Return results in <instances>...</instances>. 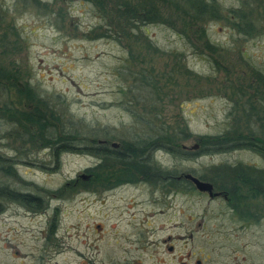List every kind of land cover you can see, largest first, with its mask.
Instances as JSON below:
<instances>
[{"label":"rangeland","instance_id":"374dc122","mask_svg":"<svg viewBox=\"0 0 264 264\" xmlns=\"http://www.w3.org/2000/svg\"><path fill=\"white\" fill-rule=\"evenodd\" d=\"M47 2L50 11L0 0V68L18 76L16 85L28 81L55 109L58 119L49 127L57 130L53 134L75 133L82 137L80 146L98 138L145 135L149 130L137 117L141 113L155 126L164 118L172 126H185L190 134L178 141L192 150L199 147V136L227 130L240 129L247 136L253 129L264 138V78L252 72L254 67L264 72V0H215L224 14L229 8L252 7L249 15L257 35L244 36L225 19H217L192 24L189 37L177 31L184 25L176 21L148 24L146 36L121 40L94 37L93 29L102 20L90 3ZM207 37L219 48L205 46ZM128 46L135 57L129 56ZM139 68L143 77L151 70L153 79L147 80H157L159 93L150 94L149 84L135 79ZM133 70L137 74L130 75ZM8 86L0 85L5 90L0 96L18 114L29 106L26 92ZM148 102L158 106L157 115L145 113ZM247 102L253 109L246 115ZM14 127V121L0 115V153L17 172L11 186L44 196L46 202L22 204L0 196V264H174L199 254L204 259L209 228L223 227L221 197L197 190L164 195V188L152 192L150 184L133 182L113 189L108 171L114 161L100 167L101 157L75 148L58 158L48 148L37 152L42 141L38 133L32 140L13 138ZM25 139L28 146L21 145ZM153 161L161 168L194 169L206 176H211L208 169L226 163L264 167L262 154L250 148L185 159L160 150ZM7 175L0 170V186L9 183ZM80 180L89 183L83 187ZM263 200L257 202L262 213ZM257 231L233 243L253 238L250 260L264 264V217ZM212 238L215 247L227 243L219 230ZM168 244L174 245L173 252ZM217 253L214 258L219 260Z\"/></svg>","mask_w":264,"mask_h":264},{"label":"trees","instance_id":"16d2710c","mask_svg":"<svg viewBox=\"0 0 264 264\" xmlns=\"http://www.w3.org/2000/svg\"><path fill=\"white\" fill-rule=\"evenodd\" d=\"M21 3L23 7L28 5L35 6L38 9H43L44 11H50V7L48 5L47 0H17ZM80 2L90 3L92 7L96 10V13L101 18L102 22L97 26V28L93 29L95 32L94 37H109L115 38L117 40H121L125 37H144L148 34L147 25L151 23H159L166 22L168 24L175 23L176 21L181 22L184 26H177L176 29L182 35L189 37V28L192 27V24H198V22H204L207 20H217V19H225L228 21L232 27H234L239 33L244 34V36H252L257 35L253 18L249 15L252 10V7H249L248 10H242V8H229L227 10L228 14H224L222 9H219L215 0H79ZM247 5H250L248 1ZM62 19L61 12H58ZM230 14H233L231 18ZM64 15V14H63ZM173 26L172 27H176ZM188 27V30L186 28ZM97 33V34H96ZM202 36V35H201ZM194 40V39H193ZM191 41V39H190ZM205 46L210 47L212 49L219 48L216 43L209 40L204 42ZM148 45H151V42L148 41ZM195 45V40H194ZM129 56H134L131 53V47L128 46ZM135 57V56H134ZM133 59V57H132ZM142 69L139 68L135 79H139L140 81L143 79L147 84L151 87L149 89L150 94H157L161 90V86L156 84L152 80H147V77L150 79L152 77L151 70H147L146 76H142ZM187 72H191L189 69H185ZM19 72V70H18ZM258 78H264V72L261 69H256L254 67L252 71ZM17 75L10 73L6 69L0 68V85H9L8 87L14 88L15 91L19 93H25L27 95V99L29 102V106L19 111L18 114L16 111L10 107L8 101H4L3 96H0L2 107L0 106V115H3L9 121H14L17 127L12 128L10 133L15 135L13 138H29L32 140L35 133L41 137L42 141L37 143V152L39 149L48 148L52 155L56 158L61 154V152L65 151L69 148H75L79 150H86L91 153H94L102 158V162L100 167L110 166L109 162L117 161L121 163L127 164H135L141 165V163H154L153 156L151 151L152 149H148L150 152L147 154V158H141L142 151L150 146V144L154 141H160L159 148L160 150H165L168 153L174 155L177 159H185L192 158L201 153H213V152H223V151H231L239 148H250L253 151L262 154L264 157V138L260 135H257L253 129H249V131L243 134V130L233 129L227 130L220 134H205L201 135L197 138L199 141V147L197 149H189L183 147L182 144L178 141L181 137H186L189 135V131L184 130L185 126H181L180 123H177V126H172L169 124L166 118L161 121V126L152 125L150 120L146 119L142 116V114H138L137 117L144 120V124L149 130L147 133L146 139L143 136L135 133L131 138H122L124 139V152L112 150L108 148L107 145L97 144V141H92L90 143H85L84 146H80L78 140L80 137H77L75 133L69 132L68 135H64L68 132H63V130H51L49 127L56 125V123H52L55 119H58V116L55 114V109L51 106H48L47 102L38 95L37 90L34 89L28 81L21 82L23 85L20 87L14 83V80H17ZM262 80V79H259ZM16 85V86H15ZM158 85V89L156 86ZM1 88V87H0ZM6 91L10 90L5 88ZM4 89H0V94ZM239 90V89H238ZM5 91V90H4ZM241 91V90H240ZM248 109H246V115L250 114L253 109L252 103H248ZM158 106L152 105V103L143 106L145 113L151 115H157ZM249 109L251 110L249 112ZM149 117V116H148ZM248 117V116H247ZM239 128V126H238ZM35 129L37 131H35ZM181 129V130H180ZM25 131V132H21ZM34 132V133H31ZM58 134V136H57ZM181 134V136H180ZM108 140L112 139L111 137H106ZM26 140V139H25ZM22 142L21 145L28 146V140ZM13 162L9 161V157L7 155H3L0 153V170L4 169L5 174L11 175L8 176V182L6 185L0 186V196L6 195L10 199H17L22 204H30L36 203L38 206H43L42 201H34L29 198V195L24 194L23 192H12L14 187L11 186L13 183L14 176L17 174L15 168H13ZM244 164V163H237ZM226 164H220L217 168H210L211 176L207 178L212 180L216 186V188H224L226 180H243L248 181L252 180V177L248 175H230L232 172H237L232 169L235 168H225ZM110 171H108L109 174ZM165 172H168L167 170ZM104 173H107L104 171ZM92 175V174H91ZM109 177V175H108ZM91 178V176H90ZM89 178V179H90ZM81 182L83 187L87 185L89 182L78 181ZM5 186V190H2V187ZM251 188H255V190L260 191L264 197V190L262 188L255 187L250 185ZM263 186V184H261ZM166 184H164V191ZM13 188V189H12ZM10 189V190H9ZM177 192L179 190H194V186L191 181L184 178L183 176L180 179V185L176 187Z\"/></svg>","mask_w":264,"mask_h":264},{"label":"flooded vegetation","instance_id":"af4514ba","mask_svg":"<svg viewBox=\"0 0 264 264\" xmlns=\"http://www.w3.org/2000/svg\"><path fill=\"white\" fill-rule=\"evenodd\" d=\"M146 136H143L146 139ZM116 142L115 145L112 142ZM124 142L125 140L122 138L108 140L106 138H98L97 144L107 145L108 148L112 150L124 152ZM160 141H154L150 144L149 147L142 151L141 158H147V154L150 152L148 149H152V158L154 159V154L156 157V153L160 151L159 148ZM235 168L232 169L235 172L230 173V175L240 174V175H248L252 177V180L243 181L238 179L226 180L224 188H216L214 182L208 179L206 175L202 173L196 172L194 169H189V171L181 172L177 170V168L165 169L161 168V165L158 162L154 163H141V165L135 164H127L114 161L110 172V187L118 188L121 185H126L130 183L138 184H150L152 192L155 189H160L161 191L164 188V184H166V191L162 193L164 195L167 194H176V187L180 185V179L183 176L184 178L191 181L194 186V190H197L201 193L207 194L209 197H221L223 199V227L222 228H209V236L208 244L209 250L205 253L204 259H201L202 254H199L194 257V260H185L180 261L179 259L174 262V264H254V261L250 260L251 251H253L252 246L253 243H250L252 240H248L243 243H233L238 240L240 236H243L245 233H250V235L256 234L258 231V226L260 224V220L264 217V213L259 210V206L257 202H259V198H263V195L260 191L255 190V188H251L250 185H253L258 188H262L264 190V167L261 164L257 163H244V164H228L225 165V168ZM168 172H165V171ZM210 170V169H208ZM185 173H190L200 179L207 180L212 183L213 191H220L217 195H209L206 190H199L194 182L184 176ZM263 184V186H261ZM13 189V188H12ZM2 190H5V186L2 187ZM10 190V189H9ZM12 192H20L29 195V198L34 201H42V203L46 202L44 196H39L30 192L21 191L15 189ZM2 197H6V195H2ZM158 200V199H157ZM264 201V200H263ZM158 202V201H156ZM2 206H0V209ZM161 211H163L161 209ZM218 230L220 235L223 236V240L227 241L225 244H218L215 247V244L212 242L215 241L212 236L217 235ZM193 235V234H192ZM170 239V235L167 237ZM180 238V235H178ZM149 243V241H146ZM168 251H174V245L168 244ZM220 251L217 253L218 259L214 258V252ZM195 252L189 253L188 256L194 255ZM134 264H141V262L136 261Z\"/></svg>","mask_w":264,"mask_h":264},{"label":"water","instance_id":"95a60500","mask_svg":"<svg viewBox=\"0 0 264 264\" xmlns=\"http://www.w3.org/2000/svg\"><path fill=\"white\" fill-rule=\"evenodd\" d=\"M112 144L115 145L116 142L113 141ZM196 146H197V144H194L193 147H196ZM183 147H185V145H183ZM184 176L187 178H190L199 190L208 191L209 195H217L220 193V191H213L212 183L207 181V180L200 179V178H198V177H196L190 173H185Z\"/></svg>","mask_w":264,"mask_h":264}]
</instances>
